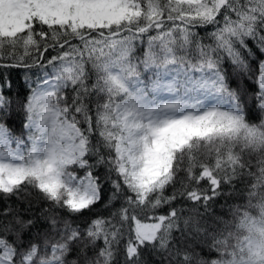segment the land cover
Masks as SVG:
<instances>
[{"label": "snow or ice", "instance_id": "6c2138e0", "mask_svg": "<svg viewBox=\"0 0 264 264\" xmlns=\"http://www.w3.org/2000/svg\"><path fill=\"white\" fill-rule=\"evenodd\" d=\"M0 68V264H264V0H0Z\"/></svg>", "mask_w": 264, "mask_h": 264}, {"label": "trees", "instance_id": "16d2710c", "mask_svg": "<svg viewBox=\"0 0 264 264\" xmlns=\"http://www.w3.org/2000/svg\"><path fill=\"white\" fill-rule=\"evenodd\" d=\"M199 31V30H198ZM211 31V29H209ZM200 35L203 36L204 32L201 31ZM205 43H210L209 40H205ZM145 45L139 46V52L142 53ZM24 72L22 69L18 68H0V81H2L5 77L12 82V88L9 90L7 88L4 89V95L7 97H12L13 100L17 98V96H26L28 94V88L25 84V81L23 79ZM14 111L13 116L10 120V126H12L14 129L17 130V133H19V129L22 124V113L17 114L15 111V104L13 105ZM258 115V114H257ZM83 175V173H80ZM170 191V189H169ZM105 196H107V192L105 193ZM9 203H14V200L9 201ZM35 199L33 200V204H35ZM93 212H101L102 214H107L103 211V204H98L96 208L93 210ZM89 215H92V213H89Z\"/></svg>", "mask_w": 264, "mask_h": 264}]
</instances>
